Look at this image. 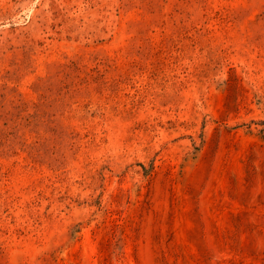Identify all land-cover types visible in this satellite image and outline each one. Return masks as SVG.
<instances>
[{"label": "rangeland", "instance_id": "rangeland-1", "mask_svg": "<svg viewBox=\"0 0 264 264\" xmlns=\"http://www.w3.org/2000/svg\"><path fill=\"white\" fill-rule=\"evenodd\" d=\"M0 264H264V0H0Z\"/></svg>", "mask_w": 264, "mask_h": 264}]
</instances>
